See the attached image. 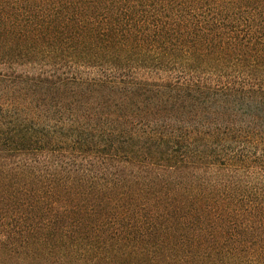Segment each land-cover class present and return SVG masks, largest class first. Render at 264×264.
<instances>
[{
    "label": "trees",
    "instance_id": "16d2710c",
    "mask_svg": "<svg viewBox=\"0 0 264 264\" xmlns=\"http://www.w3.org/2000/svg\"><path fill=\"white\" fill-rule=\"evenodd\" d=\"M0 264H264V0H0Z\"/></svg>",
    "mask_w": 264,
    "mask_h": 264
}]
</instances>
